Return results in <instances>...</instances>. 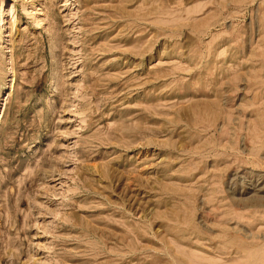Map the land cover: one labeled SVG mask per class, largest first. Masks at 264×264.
<instances>
[{
  "label": "rangeland",
  "instance_id": "obj_1",
  "mask_svg": "<svg viewBox=\"0 0 264 264\" xmlns=\"http://www.w3.org/2000/svg\"><path fill=\"white\" fill-rule=\"evenodd\" d=\"M0 264H264V0H0Z\"/></svg>",
  "mask_w": 264,
  "mask_h": 264
}]
</instances>
